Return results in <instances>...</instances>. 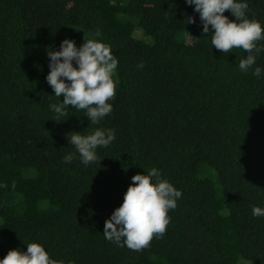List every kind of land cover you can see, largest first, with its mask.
<instances>
[{"label":"trees","instance_id":"obj_1","mask_svg":"<svg viewBox=\"0 0 264 264\" xmlns=\"http://www.w3.org/2000/svg\"><path fill=\"white\" fill-rule=\"evenodd\" d=\"M248 4L264 25V0ZM201 27L185 0H0V257L37 241L54 264H264V216L251 212L264 207V71H240L247 53L217 50ZM65 37L118 59L99 124L71 105L52 119L46 49ZM95 127L115 139L88 165L65 163L67 133ZM151 167L182 196L149 247L117 246L104 220Z\"/></svg>","mask_w":264,"mask_h":264},{"label":"clouds","instance_id":"obj_2","mask_svg":"<svg viewBox=\"0 0 264 264\" xmlns=\"http://www.w3.org/2000/svg\"><path fill=\"white\" fill-rule=\"evenodd\" d=\"M185 3L192 5L193 11L198 13L202 33H211L212 46L223 53H229L233 48L243 49L247 55L239 60L240 71L247 72L252 68V74L260 77L264 68L252 66L257 56L264 52V44L258 43L264 41V25L247 15L248 0H185ZM225 10L232 14V19L224 14ZM186 20L195 22L190 15ZM96 36H99L98 30ZM46 54L49 71L45 80L59 98L58 102L49 104L56 114L52 119L60 121L67 116L69 105L83 110L94 125L112 112L113 105L109 101L116 93L118 59L110 45L89 38L77 46L74 39L65 37L58 49L47 48ZM137 67L142 68L143 63H138ZM115 136L113 128L95 127L86 134L70 131L67 139L76 151L67 152L62 159L70 163L78 155L81 163L88 165L98 159L97 147H107ZM130 180L121 203L105 218L102 233L117 246L141 251L150 246L154 235L157 238L163 236L170 222L168 211L176 207L182 192L162 178L156 167L137 172ZM251 212L254 216H264V207L253 205ZM0 264H54V261L41 243L32 241L24 250L10 248L0 257Z\"/></svg>","mask_w":264,"mask_h":264}]
</instances>
